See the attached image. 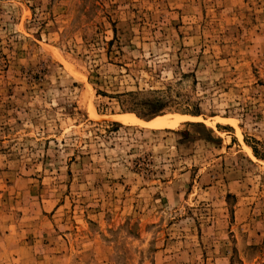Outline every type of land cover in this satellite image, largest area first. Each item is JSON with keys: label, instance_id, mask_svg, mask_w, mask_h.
I'll use <instances>...</instances> for the list:
<instances>
[{"label": "rangeland", "instance_id": "374dc122", "mask_svg": "<svg viewBox=\"0 0 264 264\" xmlns=\"http://www.w3.org/2000/svg\"><path fill=\"white\" fill-rule=\"evenodd\" d=\"M0 264H264V0H0Z\"/></svg>", "mask_w": 264, "mask_h": 264}, {"label": "bare ground", "instance_id": "6f19581e", "mask_svg": "<svg viewBox=\"0 0 264 264\" xmlns=\"http://www.w3.org/2000/svg\"><path fill=\"white\" fill-rule=\"evenodd\" d=\"M93 116H96L95 111H92ZM116 120L121 121L125 124H132V125H140V126H144L147 128H152V129H161V128H172L174 127L178 121H201L200 118H194V117H179L177 119H175V121H173L171 118H157L155 121L151 122V123H145L143 121H141L139 118H137L135 115L132 114H125L122 116H117L115 117ZM219 122L221 123H227L230 124L232 126H235L234 122L228 119H217ZM245 150L248 152L249 156L253 157V154L251 152V149L245 146Z\"/></svg>", "mask_w": 264, "mask_h": 264}, {"label": "trees", "instance_id": "16d2710c", "mask_svg": "<svg viewBox=\"0 0 264 264\" xmlns=\"http://www.w3.org/2000/svg\"><path fill=\"white\" fill-rule=\"evenodd\" d=\"M195 117H198V116H195Z\"/></svg>", "mask_w": 264, "mask_h": 264}]
</instances>
